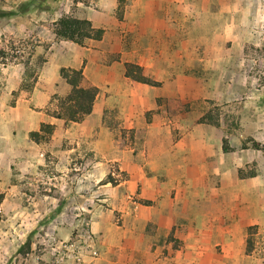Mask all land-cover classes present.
<instances>
[{"label": "crops", "instance_id": "crops-1", "mask_svg": "<svg viewBox=\"0 0 264 264\" xmlns=\"http://www.w3.org/2000/svg\"><path fill=\"white\" fill-rule=\"evenodd\" d=\"M91 1L97 9L85 8L80 18L104 30L101 40H89L87 45L79 46L57 37L47 28L46 41L38 51L45 60L31 91L20 95L14 106L8 105L7 94L0 93V264H78L74 262L78 254L75 242L87 237L84 226L88 219L99 256L93 260L84 253L83 264H183L184 257L193 264L199 240L209 235V217L197 204L198 195L193 186L183 187L184 159L179 161L174 153L160 155L168 149L158 143L151 144L145 172L126 149H114L119 130L105 124V109L111 106L109 98L120 97L127 103L131 101L130 104L134 101L133 107L142 111L145 92L147 109L158 106L168 112L166 101L176 100L178 94L168 92L165 76L153 75L152 65L140 58L105 63V47H120L122 28L105 26L103 17L113 18L119 0ZM190 1L193 0H131L128 10L135 16L137 11H147L149 3L148 12L152 14L153 10V15L160 18L159 24L170 22L177 26L184 16L186 2ZM142 45L145 50L153 49L151 41ZM139 48L134 44L133 50ZM162 58L166 60L161 55L159 62ZM126 62L142 66L160 85L131 83L123 73ZM60 68L80 69L84 83L98 88L91 112L80 121L65 122L52 116L58 108L57 97H65L71 89L59 75ZM163 70L167 71L165 65ZM43 124L53 126L49 138L38 142L31 139L29 132L39 131ZM146 126L149 135H153L155 122ZM121 128L129 130L132 125L126 121ZM8 129L18 130L17 135L9 137ZM180 146L181 143H175L170 152ZM199 147L198 142L192 144L193 151ZM222 147L218 146L217 150L224 154L228 150L223 151ZM47 152L55 164L53 170L43 168V154L48 156ZM88 152L95 158L97 167L103 161L117 162L120 172L126 173L125 178L116 185L99 183L97 171L89 174L83 164ZM73 156L79 158L74 174L65 166ZM187 174L194 177L198 171L195 175L192 171ZM254 175L247 177L253 180ZM71 178L78 180L74 193L69 184ZM88 178L95 183L90 186ZM254 193L259 194L258 181ZM255 210L259 216V200ZM228 214L226 207L216 219L229 220ZM214 232L211 230L210 241H222L223 246H230L229 228L227 232L223 230V237ZM92 236L88 235L91 239ZM51 237L67 242L65 249L55 251L49 244ZM170 237L174 239L173 244L178 243L176 247L168 241ZM250 251L249 247L246 254Z\"/></svg>", "mask_w": 264, "mask_h": 264}, {"label": "rangeland", "instance_id": "rangeland-1", "mask_svg": "<svg viewBox=\"0 0 264 264\" xmlns=\"http://www.w3.org/2000/svg\"><path fill=\"white\" fill-rule=\"evenodd\" d=\"M119 1L113 18L103 17L105 26L122 28L120 47H105V63L140 58L152 65L153 75L167 79V91L178 94L175 109L182 110L174 114L158 106L147 109V94L143 91L142 111L133 107L134 101L130 104L120 97L109 98L111 106L105 109V124L119 130L114 149H126L145 172L151 144L168 149L160 155L174 153L179 161L184 159L183 187L193 186L197 204L209 217V235L199 240L193 264H264V0L186 2L177 26L170 22L159 24L160 18L153 15V10L152 14L148 12L149 3L147 11L142 9L131 16V0ZM89 7L97 9L91 0H0V9L9 12L0 18V93L8 95L9 106H14L20 95L29 93L37 79L45 60L38 51L46 41L47 28L53 30V24L62 16L80 18L82 10ZM148 41L152 42V50L143 48ZM134 44L141 48L133 50ZM15 47L23 50L21 57L10 52ZM153 55L155 58H151ZM161 55L166 58L160 61L162 65ZM143 72L153 78L144 68ZM127 87L133 89L129 84ZM126 121L132 125L129 130L121 128ZM154 122V134L149 135L146 124ZM7 132L9 137H15L18 130ZM197 142L200 147L193 151L192 144ZM175 143L182 146L170 152ZM223 144L228 147L224 154L217 150ZM43 159V168H55L49 153L43 154ZM85 159L83 164L89 174L97 171L99 183L116 185L126 176L117 162L103 161L97 167L90 152ZM78 165L79 158L75 156L65 162L73 174ZM239 170L245 178H238ZM191 171L198 174L191 177L187 174ZM250 173L255 174L253 180L247 177ZM77 181L70 180L72 193ZM256 181L259 194L254 193ZM93 182L88 178L89 185ZM257 200L259 216L255 210ZM226 207L230 219H216ZM84 228L92 236L89 219ZM228 228L230 246L210 241L211 230L223 237V230L227 232ZM173 240L168 239L176 247L178 243L173 244ZM183 261L192 263L187 257Z\"/></svg>", "mask_w": 264, "mask_h": 264}, {"label": "trees", "instance_id": "trees-1", "mask_svg": "<svg viewBox=\"0 0 264 264\" xmlns=\"http://www.w3.org/2000/svg\"><path fill=\"white\" fill-rule=\"evenodd\" d=\"M120 3V1H119ZM9 14L7 11L0 9V18ZM53 32L57 37L71 41L75 44L82 45L85 41H99L103 36L104 30L99 27H94L90 20L75 18L72 16H62L53 24ZM124 76L131 83L146 84L151 86H159L160 82L151 79L143 72L142 66L126 62L123 64ZM59 75L71 87L69 93L58 98V108L52 112V116L63 119L65 122H77L88 115L92 110V105L98 93V88L90 83H84V77L80 69L60 68ZM32 89V87H31ZM176 100L169 99L166 101L167 111L170 113H178L182 109L176 110ZM53 126L43 124L39 131L30 132V138L35 141L45 140L52 134ZM223 151L228 148L223 144ZM240 178L245 176L241 170L238 171ZM253 175L250 173L249 176ZM143 204H148V201H142ZM249 251V249H247Z\"/></svg>", "mask_w": 264, "mask_h": 264}, {"label": "built area", "instance_id": "built-area-1", "mask_svg": "<svg viewBox=\"0 0 264 264\" xmlns=\"http://www.w3.org/2000/svg\"><path fill=\"white\" fill-rule=\"evenodd\" d=\"M10 52L15 57H21L23 54V50L18 47H15ZM75 243H76V248L78 249L77 250L78 254L74 258L75 263L83 264L82 255L84 253H88L93 260H95L99 256L97 249L94 247L93 240L90 237H88V235L84 239L81 237L78 238ZM49 244L55 247V251H58L60 249H65V247L67 246V242L56 241V239L53 237H51Z\"/></svg>", "mask_w": 264, "mask_h": 264}]
</instances>
